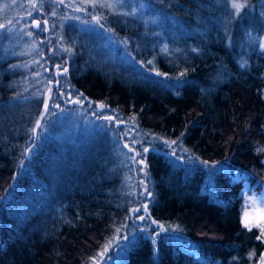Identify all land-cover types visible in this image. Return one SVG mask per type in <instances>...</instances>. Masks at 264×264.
<instances>
[{
    "label": "trees",
    "instance_id": "obj_1",
    "mask_svg": "<svg viewBox=\"0 0 264 264\" xmlns=\"http://www.w3.org/2000/svg\"><path fill=\"white\" fill-rule=\"evenodd\" d=\"M143 1L134 15L87 8L121 50L65 27L61 91L184 155L144 154L148 216L166 233L130 225L140 167L113 124L40 119L53 65L26 66L0 33V264H93L122 234L111 264L259 262L264 225L241 214L264 183V0Z\"/></svg>",
    "mask_w": 264,
    "mask_h": 264
},
{
    "label": "rangeland",
    "instance_id": "obj_2",
    "mask_svg": "<svg viewBox=\"0 0 264 264\" xmlns=\"http://www.w3.org/2000/svg\"><path fill=\"white\" fill-rule=\"evenodd\" d=\"M45 5H47L46 8ZM97 5L107 6L113 12L134 15L141 13L146 3L143 0H0V16H6V18L0 19V28H2L0 33L11 36L10 45L15 50V55L33 56L26 66L35 65L40 60L49 61V64L53 65L51 70L45 67V70L49 71L55 79L46 84L40 119L49 114L51 118L56 119L63 131L75 130L78 123H82L81 126L84 130L89 131L94 127L89 120H85V118H89L93 121L113 124L115 130L120 133L122 153L128 152L133 158L136 157L140 167L138 178L140 195L138 196V205L130 214L132 221L130 225L137 226L138 230V227L150 226L153 235L157 236L166 232L161 226L152 222L148 216L144 154L153 150L177 159L183 158L184 155L176 149L174 142L146 141L130 127L123 126L119 121L109 117L102 105L92 103L68 88L64 94L61 91L62 86L65 85L68 68L63 58L62 39L66 26L74 28L78 32L90 33L91 43L94 46L101 45L106 52L107 50L111 52L116 49L121 50L119 42L107 32L100 19L93 13H87V8L92 9ZM242 6L243 4L240 2L234 4L235 12L240 11ZM120 57L121 60L128 61L126 60L127 56L121 52ZM24 83L30 84V81ZM23 90L27 91L28 88ZM38 127L39 122L36 124L35 130ZM35 130L29 149L36 144ZM28 154V150L25 151L19 167H22ZM189 160L191 161L192 158ZM201 165L206 164L201 163ZM244 195L242 224L246 227L264 225V183L258 194L246 195L244 193ZM123 240L124 234L117 238L116 243L104 251L93 264H111ZM257 264H264V252Z\"/></svg>",
    "mask_w": 264,
    "mask_h": 264
}]
</instances>
